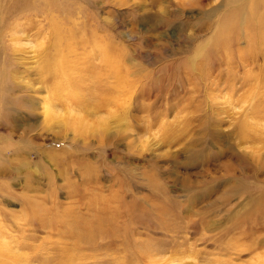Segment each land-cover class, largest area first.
<instances>
[{"label":"rangeland","instance_id":"1","mask_svg":"<svg viewBox=\"0 0 264 264\" xmlns=\"http://www.w3.org/2000/svg\"><path fill=\"white\" fill-rule=\"evenodd\" d=\"M58 1L52 21L0 0V224L14 263L264 264V41L245 25L221 48L236 4ZM95 196L90 245L68 225L93 217ZM165 196L175 226L122 229Z\"/></svg>","mask_w":264,"mask_h":264},{"label":"bare ground","instance_id":"2","mask_svg":"<svg viewBox=\"0 0 264 264\" xmlns=\"http://www.w3.org/2000/svg\"><path fill=\"white\" fill-rule=\"evenodd\" d=\"M8 2H10V8L14 9L15 12L17 14H20L22 12H25V10L27 11L28 14H33V13H41L46 15L47 17L50 18V20H54V17L59 15V11L61 10L63 13H66L64 11L63 7H60V1L58 0H8ZM230 3L232 4H236V8L238 9L236 11V13L234 12L233 15H231V17L227 18V22L224 23L223 25V31L222 33L219 35L218 40H220L221 42V48H224L225 51H228L234 44L235 42V36L232 35L231 32H236L238 29L242 28L243 26L246 25V27L249 29V37L252 39L253 37L255 38L253 40V42H257L258 44L260 43V41H264V0H230ZM251 4L252 7L254 6L255 9L257 8H261L263 6V11L260 13L257 12V10H255L254 12L250 11V14L247 18V21H243V19L241 17L244 16V14H246L247 12H245V10L247 9V5ZM71 8V7H70ZM70 11V10H69ZM55 15H54V14ZM61 13V12H60ZM67 15V14H66ZM233 16V17H232ZM66 17V16H65ZM257 18V20L255 18ZM65 19V18H63ZM68 19V18H67ZM255 19V20H254ZM49 20V19H48ZM55 21V20H54ZM170 21V20H169ZM166 19H164V23L168 22ZM55 25V24H54ZM58 24H56V26H54L53 28V33H55V35H59L61 28L59 26H57ZM234 36V37H233ZM257 39V41H256ZM251 43V42H250ZM216 44V43H215ZM264 46V43H262ZM256 46V45H255ZM212 50V48L210 49ZM256 51V50H255ZM216 53V51L212 52V54ZM211 54V55H212ZM210 55V56H211ZM215 57H217V54L215 55ZM252 57V56H251ZM245 59V58H244ZM253 59V58H252ZM263 72V71H262ZM3 151H0V174H3ZM4 175V174H3ZM122 182V181H121ZM123 184V183H122ZM156 185V184H155ZM235 188V187H234ZM3 189V181H0V190ZM235 191V189H232L231 191H229L228 193L233 194ZM3 193V192H2ZM229 196V194H228ZM3 199V196H2ZM123 199V198H122ZM92 201H90V203L88 205L89 209H92L91 211L93 212V217L90 219H86V217H83L81 215H78L77 217H74L72 222H69L68 225V230L69 229H73V230H77L79 231V234H75L73 233V238L75 237L76 240H78V242L80 241H84L86 243H90V245H92L94 243V241H92L93 239H95V237L97 238L99 235H101V232L103 231L102 228V224L101 222V218H102V212H101V208H100V204H101V198L98 196L93 197V199H91ZM164 201H169L166 202L165 201V207L164 206H159V208H156L155 211H151L152 213H149L147 211H143L141 214H135L134 210L127 212V216L125 215L123 218H125V222L123 220L124 225L122 226L125 228H128L130 222H135L138 221L139 223H136L139 226H147L150 229H152V227H154L153 229L155 231L157 230H165L166 228H168L169 226H175V220L179 217V215L174 214V220H171L169 218H165L163 217V215L165 216L168 211H166V208H169L167 206H169L167 203H172L168 196H165V199H163ZM2 201V200H1ZM126 201V200H125ZM30 201H28L26 204L28 205ZM32 202V201H31ZM173 204V203H172ZM128 205V204H127ZM126 204H124V208H127ZM174 205V204H173ZM175 206V205H174ZM33 209H43L40 206L36 205V203L34 202L32 205ZM100 208V209H98ZM105 208V207H104ZM120 208V207H119ZM130 208V207H129ZM128 209V208H127ZM139 209V208H138ZM94 210V211H93ZM96 210V211H95ZM129 210V209H128ZM127 210V211H128ZM132 210V209H130ZM140 212L142 209H139ZM256 210L260 211L262 214V211H264V193H262L260 195V206H256ZM40 211V210H39ZM42 211V210H41ZM89 211V210H87ZM255 212V210H253ZM35 212V211H34ZM91 212V213H92ZM154 212H157V214H154ZM90 213V212H89ZM126 213V212H125ZM143 213H145L146 215H144ZM35 214V213H34ZM259 214V213H258ZM3 215H4V210L1 207V203H0V221L3 220ZM32 215V213H31ZM90 215V214H89ZM124 215V214H123ZM45 216V215H44ZM119 216V215H118ZM116 216V217H118ZM114 217V216H113ZM35 217H33L34 219ZM55 218V217H54ZM173 218V217H171ZM30 215L27 216V222L30 224L32 222H30ZM43 219V218H42ZM47 219V218H46ZM51 219V218H49ZM120 219V218H119ZM118 219V220H119ZM32 220V219H31ZM38 220V218H37ZM203 220V224L205 225V227L207 225H209L210 223H208L207 219L202 218ZM35 221V220H34ZM51 221V220H50ZM116 221V220H115ZM121 221V220H120ZM110 222V221H109ZM119 222V221H118ZM152 222V223H151ZM197 222V221H196ZM196 222H193V220H191V222L189 224H191L193 227L197 226ZM41 223V222H40ZM43 223V222H42ZM122 223V222H121ZM212 223V222H211ZM37 224V223H36ZM52 224V222H51ZM67 224V223H66ZM154 224V225H153ZM178 224V222H177ZM53 225V224H52ZM118 225V224H117ZM153 225V226H152ZM213 225V224H212ZM51 226V225H50ZM151 226V227H150ZM67 227V226H66ZM134 228V227H133ZM197 228V227H196ZM196 228L194 230H196ZM207 228V227H206ZM232 228V227H231ZM112 230V229H111ZM125 230V229H124ZM232 230V229H231ZM108 231V230H106ZM127 231V230H126ZM128 232V231H127ZM232 231H230L231 233ZM235 233V232H234ZM104 234V233H103ZM102 234V235H103ZM117 234V233H116ZM11 236V235H10ZM4 237L7 238L8 236L5 233L4 230V226H2L0 224V264H17L20 260L19 256H16V253L14 252V254L11 252L12 248H10L9 243L4 244ZM100 240V239H99ZM92 241V242H91ZM114 241V240H113ZM174 242V240H172ZM186 242V241H185ZM85 243V244H86ZM176 245H179L177 242ZM11 244V243H10ZM78 244V243H77ZM95 244V243H94ZM93 244V245H94ZM184 244V243H183ZM12 245V244H11ZM99 245V244H98ZM135 245V244H134ZM181 245V244H180ZM28 246V245H27ZM26 246V247H27ZM88 246V245H87ZM96 246V245H95ZM182 246V245H181ZM25 247V246H24ZM139 247V245H138ZM143 247L148 251L149 249V244H144ZM150 250H156V248H154V246L150 247ZM30 249V247H29ZM93 249V248H92ZM96 249V248H95ZM142 250V249H141ZM137 255V254H135ZM143 256V255H142ZM22 258V257H21ZM18 260V262H17ZM17 262V263H14ZM20 264V263H19Z\"/></svg>","mask_w":264,"mask_h":264}]
</instances>
